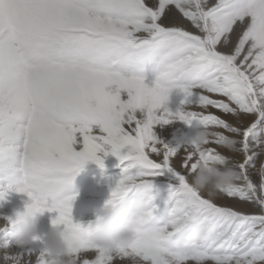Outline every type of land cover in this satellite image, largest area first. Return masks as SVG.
Instances as JSON below:
<instances>
[{"label": "snow or ice", "instance_id": "snow-or-ice-1", "mask_svg": "<svg viewBox=\"0 0 264 264\" xmlns=\"http://www.w3.org/2000/svg\"><path fill=\"white\" fill-rule=\"evenodd\" d=\"M194 90L198 103L185 107ZM173 91L185 99L170 112ZM174 121L206 129V143L163 144L153 128ZM262 148L264 0H0V197L23 194L24 210L39 197L50 223L67 228L77 264H264ZM109 154L124 165L113 201L147 194L159 170L176 180L167 218L151 203L133 244L116 250L89 243L68 194L85 163L103 168ZM200 162H229L235 182L194 190ZM4 219L0 231L15 216ZM201 224L206 235L187 247ZM25 262L47 264L42 249L0 244V264Z\"/></svg>", "mask_w": 264, "mask_h": 264}, {"label": "clouds", "instance_id": "clouds-1", "mask_svg": "<svg viewBox=\"0 0 264 264\" xmlns=\"http://www.w3.org/2000/svg\"><path fill=\"white\" fill-rule=\"evenodd\" d=\"M168 101L169 97L165 100L166 105ZM207 138V130L197 126L193 128L192 134L187 137L185 143L197 148L203 146ZM230 147L226 146V148ZM261 150L264 151V148ZM228 159L225 157L226 161ZM235 180V169L229 162H200L190 175V186L207 195H215L222 189L229 188ZM142 183L146 185L150 181H142ZM146 191L147 194L138 193L131 198L123 196L114 201L109 197L106 200L109 202H105L95 210V219L89 223L87 232L89 243L94 248L105 250L128 248L132 245L136 237V228L151 219L153 209L150 204L154 196L151 189ZM31 198L34 201L31 209L19 211V215H17L18 211L14 213L12 243L16 247L25 248L31 245L35 238L40 237L47 264H77L73 254L74 249L69 244L67 228L62 230L58 225L51 223L46 234L42 237L37 235L38 217L43 214L44 205L39 197ZM207 230L208 225L201 224L188 233L187 247H196L206 235ZM130 264L133 262L130 261Z\"/></svg>", "mask_w": 264, "mask_h": 264}, {"label": "rangeland", "instance_id": "rangeland-1", "mask_svg": "<svg viewBox=\"0 0 264 264\" xmlns=\"http://www.w3.org/2000/svg\"><path fill=\"white\" fill-rule=\"evenodd\" d=\"M122 99H126V93L121 94ZM212 98H215L214 96ZM185 99L183 93L173 91L169 95V101L166 105L170 112H175L177 106L182 100ZM188 103L185 107H191L198 103V96L196 91L187 97ZM194 110L200 111L196 108ZM208 111L212 114H218V109L209 108ZM195 124V122H193ZM213 129H210V131ZM153 132L157 139L163 144L169 147L176 148L178 144H181L183 140L189 137L193 132V127L185 125L181 121H174L167 125L154 126ZM76 150L82 148V143H78L74 146ZM124 150H121L123 153ZM222 154L229 155L226 150H221ZM102 155V154H100ZM179 158H174V161L178 162ZM104 167H99L95 162L89 161L84 167L74 175L71 186L68 189V194H76V198L72 201L70 215L74 222L80 223L82 226H88L91 221L95 219L94 212L100 208L110 196V188L114 186L115 180L119 178L121 169L124 166L117 158L111 154L103 158ZM179 167V164L177 163ZM132 171H135L134 169ZM160 175L152 177L153 189L152 195L154 199L152 204L157 206L156 217L163 220L167 218L165 211L166 206L163 201L168 195V186L175 185L176 180L173 175L167 170H159ZM22 176V173H17V178ZM27 197L21 193H17L14 190H9L0 197V224H7L5 217H13L17 211L22 212L24 210V204ZM20 203V205H18ZM14 205V206H13ZM17 205V207H16ZM22 207V208H21ZM55 216V213L45 212L38 217L37 223V235L43 236L50 228L51 218ZM13 227L8 225L4 227L3 231H0V244L5 241L9 242V250L11 252L21 251L22 248L16 247L11 240ZM28 248L35 249L37 252L42 249L43 245L41 241L36 240ZM122 264H130V261H123Z\"/></svg>", "mask_w": 264, "mask_h": 264}, {"label": "bare ground", "instance_id": "bare-ground-1", "mask_svg": "<svg viewBox=\"0 0 264 264\" xmlns=\"http://www.w3.org/2000/svg\"><path fill=\"white\" fill-rule=\"evenodd\" d=\"M18 205H20V203L18 204ZM14 206V205H13ZM16 207H17V205H16ZM22 208V207H21Z\"/></svg>", "mask_w": 264, "mask_h": 264}]
</instances>
